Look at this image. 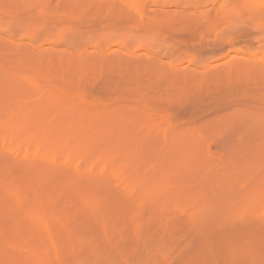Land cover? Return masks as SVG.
<instances>
[{
    "label": "rangeland",
    "instance_id": "rangeland-1",
    "mask_svg": "<svg viewBox=\"0 0 264 264\" xmlns=\"http://www.w3.org/2000/svg\"><path fill=\"white\" fill-rule=\"evenodd\" d=\"M185 3L0 0L4 263L264 264V29Z\"/></svg>",
    "mask_w": 264,
    "mask_h": 264
},
{
    "label": "bare ground",
    "instance_id": "bare-ground-1",
    "mask_svg": "<svg viewBox=\"0 0 264 264\" xmlns=\"http://www.w3.org/2000/svg\"><path fill=\"white\" fill-rule=\"evenodd\" d=\"M164 1H166L167 3H170V2H173V1H175L176 3H178V4H180L179 6H184L186 3L185 2H189L190 3V5H194V0H164ZM206 3H207V5H209V6H213L214 7V9H215V16H217V17H219L220 15H225L224 17H226V19L227 18H233V16L235 15L234 13H233V9L234 8H237V7H242L243 8V10H239V11H237V14L241 17V18H245V16H247V17H249V19H250V21H251V23L252 24H254L255 26H257V27H261V28H263L264 29V0H206ZM233 7V8H232ZM235 12V11H234ZM236 13V12H235ZM198 14H199V17L200 18H202V19H206V20H208V19H210V12H208V11H199L198 12ZM236 16V15H235ZM234 16V17H235ZM238 17V16H237ZM264 33V32H263ZM224 43H225V41H224ZM253 64V63H252ZM247 66V65H246ZM245 66V63H241L240 65H239V67L240 68H243V67H246ZM238 67V66H237ZM252 67V66H251ZM253 69H254V65H253V67H252ZM244 69V68H243ZM252 69V70H253ZM264 70V68L261 70V71H263ZM21 82H23V81H21ZM25 82V81H24ZM24 84V83H23ZM26 84V83H25ZM24 84V85H25ZM172 164H174V163H172ZM148 186V185H147ZM8 197V196H7ZM6 198V197H5ZM9 198V197H8ZM12 198V197H11ZM142 198V197H141ZM10 200V199H9ZM0 201H2V200H0ZM6 201V200H5ZM10 201H12V200H10ZM9 202V201H8ZM13 202V201H12ZM5 203V202H4ZM13 203H19V202H13ZM16 204V205H17ZM13 205V204H12ZM6 206L7 205H5L4 206V204L1 206L2 207V209H3V211L5 212V213H7L8 212V209L6 208ZM14 207H16L15 205H13ZM20 206H22V205H20ZM20 206L18 205V207L20 208ZM12 207V206H11ZM10 207V208H11ZM18 207H16V209L18 208ZM1 209V208H0ZM11 211H13V210H11ZM11 211H9V212H11ZM20 211V210H19ZM156 211V210H155ZM14 212H15V209H14ZM1 213V212H0ZM16 213V212H15ZM14 213V214H15ZM20 213V212H19ZM2 214V213H1ZM10 214V213H9ZM8 214V215H9ZM5 217V216H4ZM7 217V216H6ZM8 217H10V216H8ZM32 218V217H31ZM31 218L29 219V220H31ZM20 220V217L19 218H16L15 219V221L13 220V222H12V224H11V226H8V230H10V232H12L14 235L16 234V233H14V232H16L17 231V233H18V225H23V224H25V225H27V227H29V226H34V225H32L31 223H33L32 222V220L31 221H26V222H24V223H20V224H17L16 223V221H18V220ZM10 222V221H9ZM21 222H23V220L21 219ZM26 223H28V224H26ZM7 224H9V223H7ZM34 224V223H33ZM32 227H31V230H32ZM11 233V234H12ZM29 233V232H28ZM12 234V235H13ZM13 235V236H14ZM10 236V235H9ZM12 236V237H13ZM16 236V235H15ZM17 236H18V234H17ZM18 238H19V236H18ZM17 239V238H16ZM16 239H15V241H16ZM19 240V239H18ZM14 241V243H16ZM11 242V241H10ZM10 242L8 243L9 244V246H12L11 244H10ZM18 242V241H17ZM22 241H20V243H21ZM13 247L14 246H12L11 248L13 249ZM7 248H10V247H7ZM10 248V249H11ZM10 249H7V250H10ZM14 250V251H13ZM13 250H11V254H14L13 255V257L15 256V257H17L16 258V260L18 259V256L16 255L17 253V251L15 250V249H13ZM8 253H10V251H7V254ZM7 256V255H6ZM5 257V256H4ZM15 257H14V259H15ZM7 258H9V257H7ZM3 259V258H2ZM5 259V258H4ZM10 260V259H9ZM4 263V261H6V262H8V260L6 259V260H1L0 259V264H2V262ZM13 262H9V264H12ZM4 264H6V263H4Z\"/></svg>",
    "mask_w": 264,
    "mask_h": 264
}]
</instances>
